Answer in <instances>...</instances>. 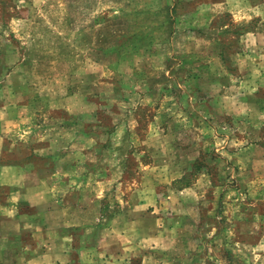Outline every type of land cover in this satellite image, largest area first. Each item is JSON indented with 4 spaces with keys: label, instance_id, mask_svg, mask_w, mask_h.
Listing matches in <instances>:
<instances>
[{
    "label": "rangeland",
    "instance_id": "rangeland-1",
    "mask_svg": "<svg viewBox=\"0 0 264 264\" xmlns=\"http://www.w3.org/2000/svg\"><path fill=\"white\" fill-rule=\"evenodd\" d=\"M208 1L177 0L181 22L172 20L167 38L163 0H0L1 62L12 69L0 98L32 94L33 61L55 67L52 96L68 103L48 112L46 100H36L41 121L90 130L101 118L120 130L113 138L120 145L122 131L136 129L134 140L147 150L125 159L133 170L140 159L151 166L139 169L157 180L163 212L174 209L167 187L189 183L187 192L198 195L199 229L170 262L264 264V46L238 40L225 15L204 30L194 26L186 17L208 12ZM180 174L183 182H165Z\"/></svg>",
    "mask_w": 264,
    "mask_h": 264
},
{
    "label": "crops",
    "instance_id": "crops-1",
    "mask_svg": "<svg viewBox=\"0 0 264 264\" xmlns=\"http://www.w3.org/2000/svg\"><path fill=\"white\" fill-rule=\"evenodd\" d=\"M207 3L208 12L200 15L195 11L186 17L194 26L204 30L216 17L225 15L239 29L237 39H253L261 51L264 0ZM177 5V0H163V34L167 38L172 20L181 22L173 14ZM116 19L110 22H118ZM97 20L94 22L100 24ZM220 26L225 32L229 27L226 23ZM86 30L81 29L80 34H87ZM98 31L96 47L102 38ZM194 45L192 51L199 46ZM81 47L87 51V45ZM116 48L107 51H118ZM2 60L1 92L12 74ZM31 67L27 80H32V94L26 97L22 91L20 99L12 97L7 103L0 98V264H132L141 260L174 264L170 259L183 256L188 239L199 229L195 227L198 195L187 192L186 187H167L164 193L174 209L170 214L163 212L157 180L147 179L139 169L140 165L143 169L151 166L140 159L133 170L125 159L139 148L147 150L134 140L136 129L122 131L124 143L120 145L113 141L120 130L100 123L98 115L100 122L90 130L76 125L55 128L41 121V111L32 107L36 100L45 99L48 112L68 102L52 96L55 67L34 61ZM24 82L18 80L23 83L20 88H26ZM66 118L71 116H64V122ZM55 119L54 115L48 118ZM88 139L93 140L90 146ZM185 176L165 182L175 184Z\"/></svg>",
    "mask_w": 264,
    "mask_h": 264
},
{
    "label": "trees",
    "instance_id": "trees-1",
    "mask_svg": "<svg viewBox=\"0 0 264 264\" xmlns=\"http://www.w3.org/2000/svg\"><path fill=\"white\" fill-rule=\"evenodd\" d=\"M185 179H186V176L183 179L179 180V182H177V184L183 182ZM187 186H189V183H185L181 187H187Z\"/></svg>",
    "mask_w": 264,
    "mask_h": 264
}]
</instances>
